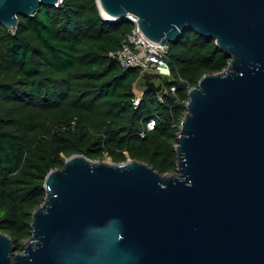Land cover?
Returning a JSON list of instances; mask_svg holds the SVG:
<instances>
[{"label":"water","instance_id":"obj_1","mask_svg":"<svg viewBox=\"0 0 264 264\" xmlns=\"http://www.w3.org/2000/svg\"><path fill=\"white\" fill-rule=\"evenodd\" d=\"M57 1L0 0V23ZM98 3L108 19L137 14L152 42L191 28L231 60L189 90L177 171L71 154L48 172L23 249L0 231V264H264V0ZM150 69L146 89L163 90Z\"/></svg>","mask_w":264,"mask_h":264},{"label":"trees","instance_id":"obj_2","mask_svg":"<svg viewBox=\"0 0 264 264\" xmlns=\"http://www.w3.org/2000/svg\"><path fill=\"white\" fill-rule=\"evenodd\" d=\"M20 18L15 28L0 23V231L19 251L47 194L48 172L71 154L138 158L177 171L189 90L231 60L214 38L188 28L167 49L172 73L163 90L145 87L136 106L142 69L110 55L132 20L105 18L98 0L44 4Z\"/></svg>","mask_w":264,"mask_h":264},{"label":"built area","instance_id":"obj_3","mask_svg":"<svg viewBox=\"0 0 264 264\" xmlns=\"http://www.w3.org/2000/svg\"><path fill=\"white\" fill-rule=\"evenodd\" d=\"M62 1L58 0L55 5H60ZM126 18L132 20L134 26L125 36L122 46L111 51L110 55L116 57L125 68L138 67L144 73L154 66L155 71L161 73L163 76L169 77L172 73L167 58V49L169 46L163 45L160 42L155 43L150 41L140 29L141 26L137 14L129 12ZM172 90L176 91V85L172 86ZM142 94L143 92L138 94L136 91V97L134 98V104L136 106L140 104ZM154 125L155 119L152 118L148 126L152 128Z\"/></svg>","mask_w":264,"mask_h":264},{"label":"rangeland","instance_id":"obj_4","mask_svg":"<svg viewBox=\"0 0 264 264\" xmlns=\"http://www.w3.org/2000/svg\"><path fill=\"white\" fill-rule=\"evenodd\" d=\"M142 78H140L135 84V90L138 92V94H141L143 92L144 88H145L144 87L145 85H143V83H142ZM104 159L108 160V161H113L111 156H107Z\"/></svg>","mask_w":264,"mask_h":264},{"label":"flooded vegetation","instance_id":"obj_5","mask_svg":"<svg viewBox=\"0 0 264 264\" xmlns=\"http://www.w3.org/2000/svg\"><path fill=\"white\" fill-rule=\"evenodd\" d=\"M150 71L155 72V69L154 68H151ZM155 80L157 81V83H160L162 81L161 78H156ZM142 83H143V85L146 84V78H144V77L142 78Z\"/></svg>","mask_w":264,"mask_h":264}]
</instances>
